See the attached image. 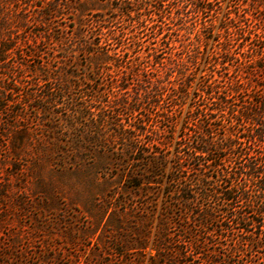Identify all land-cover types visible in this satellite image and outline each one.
Returning a JSON list of instances; mask_svg holds the SVG:
<instances>
[{"label":"trees","instance_id":"trees-1","mask_svg":"<svg viewBox=\"0 0 264 264\" xmlns=\"http://www.w3.org/2000/svg\"><path fill=\"white\" fill-rule=\"evenodd\" d=\"M63 1L48 0L38 17L26 1L0 0V264H68L99 227L77 264H127L134 253L146 264H264V24L222 19L215 53L229 57L219 60L226 72L202 77L173 140L189 86L163 83L136 57L122 61L125 39L111 29L89 25L95 43L66 36ZM55 44L64 55L46 49ZM76 49L95 59L86 80L70 70ZM109 170L141 200L79 201L54 185L79 172L94 185ZM54 232L61 257L48 252Z\"/></svg>","mask_w":264,"mask_h":264},{"label":"rangeland","instance_id":"rangeland-1","mask_svg":"<svg viewBox=\"0 0 264 264\" xmlns=\"http://www.w3.org/2000/svg\"><path fill=\"white\" fill-rule=\"evenodd\" d=\"M23 1L31 4L33 15L36 16L37 14L39 17L41 11H38V9L46 5L48 0ZM153 1L156 9L152 6H147L145 3L139 5L135 0H64V8L61 10L62 21L64 22L60 27L65 29L66 36H72L74 40L82 41L86 38L87 41L92 43H95V41L92 38H88L87 29L89 25L96 27V29H101L103 32L111 29L121 39H125L126 47L121 48L119 46V48H116L122 61L136 57L134 63L138 64V67L147 65L150 71L158 73L163 83L167 84L168 81H171L176 86H180V84L188 85V93L182 100L184 103L181 109L178 110V121L173 129L172 138L176 140L180 133L181 124L187 115L188 107L193 101L192 98L196 89L201 84L202 77H209L210 74H213L214 78L217 77L219 72L221 74L226 72V70L220 68L219 60L228 59L229 57L227 55L219 57L215 53L220 51L219 48L221 47L218 44V39L222 41L224 38L225 32L224 28H222V19L230 16L239 24H244L245 21L247 23H255L256 26L262 25L264 24V0H219L218 2L216 0L206 5V10H202L200 4H191L190 0L184 2H182L183 0ZM157 9L158 11H156ZM128 10H131L130 16H127ZM134 19L141 21V23L137 24ZM234 21L230 23L231 26ZM39 28L41 27H37V29ZM46 49L50 53H55L56 57L64 55V46L62 44H55L54 48L50 46ZM120 49H123V52ZM68 63L70 65L73 64L70 70L73 69L74 74L84 80H86V75L96 66L94 58L82 54L78 49L75 50L74 56L71 57ZM214 67L218 72L213 71ZM231 69L232 66H229V70ZM108 71L110 72V70ZM106 77L108 78L109 76ZM72 79L78 80V77L72 76ZM171 150H173V145ZM106 154L107 152H103L99 162H109ZM168 157H172V153ZM170 164L171 162L166 164V172ZM3 173L6 174L5 172ZM91 176L87 172H79L77 176L59 178L54 185L63 194L79 201L88 199L90 195H99L101 197L107 193L113 196L119 195L120 198L128 201L130 199L137 202L141 200L139 199V190L123 188V182L120 181L117 172L112 174L109 170L103 177H99L94 185L90 183ZM154 198L156 199V204L154 206V216L149 226V243L152 241L157 215L161 210L162 193L160 192L157 196L154 195ZM12 223L14 225L17 224L16 222ZM100 231L101 227L96 229L88 246L79 244L78 247H75V250H69L73 252H70L72 260L70 259L68 264H77V256H80L78 261L83 263L90 251L89 247L94 244V238L97 237ZM57 234V232L50 234L51 237L55 238L53 247L57 248L49 249L48 252H51L53 256L61 257L65 253H59L61 250L57 243L60 240L56 238ZM4 238L2 236L1 239L3 240ZM38 247H42V244L36 242L33 243L31 248L34 251ZM92 250H94L92 254L95 259L104 256L101 255L99 257L97 254L101 249ZM83 251H85V254H82ZM146 252L147 254L150 253L149 247ZM257 255L261 254L258 253ZM137 256V253L129 254L126 261L129 263L127 264H146L148 262L147 255L143 259L138 256V262L137 260L133 261L134 257ZM27 264H32L31 260Z\"/></svg>","mask_w":264,"mask_h":264}]
</instances>
